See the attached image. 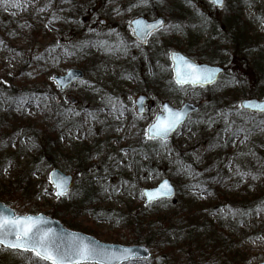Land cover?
Instances as JSON below:
<instances>
[{"label": "trees", "instance_id": "16d2710c", "mask_svg": "<svg viewBox=\"0 0 264 264\" xmlns=\"http://www.w3.org/2000/svg\"><path fill=\"white\" fill-rule=\"evenodd\" d=\"M124 1L131 15L139 14L141 6L147 3L154 10L169 14L173 22L169 28L170 35L163 43L167 50L181 49L190 55L223 52L228 56L220 59L212 57L213 61H221L220 64L225 67L223 78L210 87H200L196 93L201 94L202 102L200 111L192 115V128L196 131L202 126L206 132L211 125H215L214 131L206 132L205 138L209 140V145L201 156L194 153V146L185 150L182 141L165 143L160 140H136L135 137L131 140L130 147L136 158L139 161L147 158L148 169L156 174L170 173L177 186V200L165 199L151 203L143 200L124 206H103L101 188L95 186L90 176L95 166L90 157L100 153V141H84L78 151L64 150L60 145L56 130L79 124L82 113L87 117L93 116L90 103H98L101 99L112 103L110 99L118 97L115 93L118 78L107 76L103 82L98 77L94 87H87L80 92L76 105L66 101L59 89L56 93L60 95L61 104H57L53 91L47 92L43 87L31 84L33 78L54 72L52 64L60 62L58 59L62 58L57 55V50L65 53L69 60L85 62L91 56L101 59L97 48L100 49L104 40L101 35L104 34L90 26L92 17L87 20L86 16L96 10L86 0L39 2L41 13L38 24L34 29H29L32 35L29 43L31 57L20 76L25 81L16 83V77L6 73L5 80L18 88L13 87L8 94L0 92V122L11 123L8 127L13 128L9 129V133L0 128V172L27 156L31 157L34 164L45 162L48 167H57L62 161H68L78 169L76 173L73 172L76 176L72 188L74 194L70 199L62 197L52 203L46 214L62 219L70 229L104 237L106 241L119 242L120 238L104 232L101 224L116 220L118 224L121 223L120 229L130 232L125 239L131 244H146L160 264H250L255 255L249 243L264 232V114L242 110L239 100L242 96L264 97V36L255 33L257 24L264 20L263 9L249 19L245 16V9L253 3L252 0H229L226 15L221 18L208 14L198 0ZM203 1H207L211 9L219 10L209 0ZM55 6L64 8L61 10L64 19L58 17L61 13L56 11ZM50 7L52 10L47 11ZM56 21L61 22V25L58 32L53 33L49 25ZM183 21H188L187 28L181 27ZM24 24L23 18L13 20L8 5L0 3V48L8 46V39L4 38L3 33L13 27L15 36L21 38L27 32ZM70 24L73 25L72 29L69 28ZM218 30L230 34L231 46L211 39L200 45L206 32L213 36ZM168 52L164 54L168 55ZM233 56H242L239 64L251 69L255 76L254 80L244 76L249 88L242 95L232 88L231 78L234 76L228 77L231 69L228 61ZM137 73V67H129L124 77L129 78ZM86 78H89L88 74ZM149 80V86L165 93V89L175 91L184 88L174 83L171 70L168 86L163 85L159 77ZM26 97L33 104L36 101L33 99L39 97L44 108L46 105L45 111L48 113L45 115L52 119L49 126L13 111V106L18 101L23 104ZM129 118L134 126L139 125V117L133 112ZM21 129L30 136L25 143L20 141L18 149L13 151L16 131ZM37 129L45 130L46 134L40 138ZM245 137V141L235 147V140ZM186 163L191 168H186ZM24 173H21L23 177L19 178L21 174L18 176L14 189L6 186L7 193H0L7 204H13V200L18 204H26L28 200L30 204L33 185L30 174ZM115 180H118L112 186L115 191L124 188L141 195L142 185L126 184L123 178ZM3 184L0 183L1 186ZM193 189L195 191L192 193ZM78 219L87 220L91 225H83ZM0 264L18 263L7 255H0Z\"/></svg>", "mask_w": 264, "mask_h": 264}, {"label": "rangeland", "instance_id": "374dc122", "mask_svg": "<svg viewBox=\"0 0 264 264\" xmlns=\"http://www.w3.org/2000/svg\"><path fill=\"white\" fill-rule=\"evenodd\" d=\"M92 5L96 11L93 15L92 13L87 15L86 18L89 20L90 17V26L96 27L95 29L99 32H103L104 40L101 42L100 49L97 50L102 55L101 59H95L92 56L89 60H84L85 62L69 60L65 53L56 51L57 55H61L60 62H54L52 68H54L53 73H46L45 75H40L33 78L31 84H36L37 86L43 87L47 92H54V98L57 100V104H61L60 95L56 93L58 89L57 81L54 79V76L57 74L64 73L68 68L78 67L84 69L88 74V79L81 82H77L70 86L69 88L62 90L61 96L64 98H79L80 92L87 87H94L98 77L103 79L105 82V77H114L118 78V88L115 89V93L118 94L116 99H110L112 103H106V100L101 99L98 103H90L89 107L93 113V116H84V113L81 114L79 119L80 123L72 126L71 128L57 129V135L59 138L60 145L62 149L69 150L73 149L78 151L80 144L84 141L92 143L94 140H99L101 143L100 153H94L91 155V162H95V166L91 170V179L95 183L96 187H100L102 194L101 199L103 200V206H124L126 203H139L145 200L144 195L137 194L134 190L126 191L124 188L114 190V185H116L115 179L123 178L124 183L134 185H142V187L155 186L157 185L162 178L168 176L171 178L170 173H154L152 170L146 167L147 158L138 160L134 154V150L130 147L132 143L131 140L135 137L136 140L140 139L146 141L147 137L145 136V131L149 123L155 118V114L161 111V106L165 101L170 102L175 107H180L184 102H202L201 94H196L198 92L197 88L194 87H184L177 90L171 91V89H165L166 93L161 90H155V88L149 86L147 81L149 79L160 78L163 85H170L169 80V70L172 67V63L169 59V55H165L164 52H168L169 49H166V46L163 45L164 41L170 35L169 28L173 20L169 14L165 13L162 10H154L150 4L141 6L139 14H130L128 10L127 3L123 0H86ZM142 1V0H141ZM39 2H44V0H19L20 7H12L8 5V11L14 18H23L25 24L24 28L27 30L24 33V36L17 38L15 36L13 27L9 29L6 33L4 32V38L8 40V46L6 48H0V92L8 94L13 87L18 88L9 84L5 79L6 73L14 75L17 82H24L23 78H20L21 73L25 71V64L30 59V30L34 29L38 24V19L40 17V7ZM199 3H202V8L207 11L208 14L223 17L226 15L225 11L227 10V4L220 10L216 11L211 9L210 4L207 1L198 0ZM229 0H227V3ZM252 4L246 7L245 16L247 18H252L255 14L262 10L264 12V0H252ZM150 6V7H149ZM144 7V8H143ZM56 11L61 13L59 18L64 19V12H61L63 7L55 6ZM66 9V8H65ZM50 7L47 11H51ZM143 15L149 19L155 18L157 15H164L168 18L169 22L167 26L162 29L160 32L152 36L148 44L140 47L135 43V38L130 29V20L135 16ZM30 18V19H28ZM15 22V21H14ZM61 22H54L52 25H49L52 32H58ZM65 25V24H64ZM182 28L188 27V21H183L181 24ZM70 29L73 28V25L70 24ZM30 29V30H29ZM255 33L262 34L264 36V20L259 22L256 26ZM108 36L110 39H108ZM10 37V39H9ZM209 39L213 41H218L222 45L231 46L230 34H226L223 30H218L216 35L211 36L210 32H206L202 36V41L200 45ZM222 41H219V40ZM125 44L127 52L121 50L122 45ZM132 45V47H129ZM115 47V48H114ZM21 48L20 50H16ZM164 51V52H163ZM226 54L222 53H196L190 55L193 59L199 62H211L212 57L215 59L223 58ZM227 56V55H226ZM228 57V56H227ZM243 59L242 56H233L230 61H228L229 69L228 74L234 76L231 78L232 88L236 89L239 94L242 95L249 88L246 79L254 80L253 72L251 69H246L242 63L239 64V61ZM211 60V61H210ZM223 61V60H222ZM214 64H220L221 61H213ZM212 62V63H213ZM227 62V61H226ZM100 63V64H99ZM246 64V62H245ZM129 67H137L138 73L135 76L129 78L124 77V73L128 72ZM170 68V69H169ZM96 72L92 74V72ZM92 75V81L90 76ZM246 79H244L245 77ZM227 77V78H228ZM113 82H117L113 80ZM21 86V85H18ZM154 89V90H151ZM148 94L150 101L153 102V107L147 109L143 115H139L137 123L139 125H133L130 120L131 112H136V98L139 94ZM3 94V95H4ZM53 95V94H52ZM2 96V95H1ZM248 97V96H246ZM244 97L239 100V102ZM26 99V100H25ZM24 99V103L21 104L20 101L13 106V111L17 114H23L29 119L39 120L42 125L49 126V123L52 119L47 117L44 104H41L39 97H37L35 104L29 102L28 98ZM261 99V97L259 98ZM97 104H99L97 106ZM224 113V111H223ZM46 114V115H45ZM1 116V115H0ZM12 124H4L0 122V128L9 133L12 130ZM144 126V127H143ZM207 129L206 132L210 133L211 130H215L214 126ZM10 129V130H9ZM204 127H198V130L192 128L191 123H187L185 127L179 129L176 133L172 135L170 140L165 141L170 143H184L185 150H188V147L194 146V153L201 156L204 150L208 147L209 140H206ZM38 135L40 138L45 135V130L37 129ZM17 135L15 137V145L13 146V151L17 150L20 146V141L24 143L28 140L30 135L25 134L24 130L16 131ZM19 132V133H18ZM245 138H238L235 140V147L244 142ZM135 141V140H134ZM19 144V146H18ZM198 145V146H197ZM198 148V149H197ZM59 160V159H58ZM62 161V160H61ZM57 167L72 173L78 171L76 166L69 163L68 161H62ZM172 167H177L173 165ZM186 168H191L189 163H186ZM53 167H48L45 162H41L39 165L33 163L31 157L27 156L21 159V161L15 162L12 165L7 166L0 172V193H7L6 186L11 188L16 187L18 181V176L25 171L27 174H30V179L32 181L33 190L32 198L30 204L28 200L26 204H18L17 201L13 200V204L8 203L13 209H15L17 214H29V213H38L43 212L46 214V210L50 205L60 198L55 194V189L49 179L50 171ZM74 172V173H73ZM21 174L20 177H23ZM76 178V176H75ZM172 179V178H171ZM20 181V179H19ZM76 182V181H75ZM13 183V184H12ZM261 184V183H260ZM259 184V185H260ZM47 189V192L45 191ZM187 190V189H186ZM195 189L192 190V193ZM143 192V191H142ZM74 194V189H72L66 197L70 199ZM1 195V194H0ZM192 195V194H191ZM19 196V195H17ZM4 196L0 197V201L5 202L3 199ZM8 197V196H7ZM7 203V202H5ZM57 218V217H56ZM64 226H69L60 218H58ZM83 225L91 223L84 219H78ZM108 222V221H107ZM101 222L104 226V232L113 234L115 237H119V242L124 245H131L127 241V236L130 232L125 229H120V224L113 220L111 222ZM78 230V229H74ZM82 231V230H81ZM85 232V231H84ZM102 241H106L104 237H98ZM125 237H127L125 239ZM112 242V241H107ZM252 247L253 254L255 255L252 258L250 264H255L258 261L264 259V232L261 233L258 239L253 240L249 243ZM151 250V249H150ZM0 255H7L8 258L15 260L18 264H35L36 261L30 254L14 252L11 249H5L3 246H0ZM153 255V253H152ZM125 264H160L155 256L153 255L150 259H136L129 261Z\"/></svg>", "mask_w": 264, "mask_h": 264}, {"label": "snow or ice", "instance_id": "6c2138e0", "mask_svg": "<svg viewBox=\"0 0 264 264\" xmlns=\"http://www.w3.org/2000/svg\"><path fill=\"white\" fill-rule=\"evenodd\" d=\"M146 2V0H145ZM0 3L19 8V0H0ZM214 4H221L223 0H213ZM163 21L156 24H145L135 21L134 34H138L146 43L151 30L163 26ZM175 69V83L184 85H199L215 81L216 73L220 70L197 64L195 61L177 54L172 55ZM248 106H255L264 110V103L247 102ZM186 113L177 111L168 104L161 106V111L155 114V119L145 131L149 140L165 141L170 133L175 131L184 121ZM54 186L57 197L67 196L69 192L68 178L52 173L49 177ZM47 192V189H45ZM172 186L164 180L158 188L145 190L141 195H147L148 202L161 197L170 196ZM0 246L14 252L30 254L36 264H121L122 261L146 259L132 248H122L119 251L109 250L96 242H89L87 238L72 234L65 239L53 229L44 226V217L35 215H20L6 206L0 210ZM31 264V262H30Z\"/></svg>", "mask_w": 264, "mask_h": 264}, {"label": "water", "instance_id": "95a60500", "mask_svg": "<svg viewBox=\"0 0 264 264\" xmlns=\"http://www.w3.org/2000/svg\"><path fill=\"white\" fill-rule=\"evenodd\" d=\"M211 1L213 2V0H211ZM224 3H225V0H223L222 5L221 4H215V5L218 6V7H222L224 5ZM137 20L143 21V22H145V24H156L157 21H163L164 22L163 23V26H164V24L166 22V19L163 16H159V17H157L156 19H153V20H148V19H146L144 17H137V18H134L131 21L132 30H134L136 28L135 21H137ZM160 28H161V26H159L157 24V27L155 29H152L151 30V33L154 32V31H156V30H158V29H160ZM134 35L142 43H145L138 34H134ZM149 36L150 35L147 36V40H148V37ZM174 53L177 54V55H179V56H183V57H186V58H188L190 60L195 61L194 59L190 58L189 56H187L182 51L172 50L170 52V56H171V60H172L173 64H174V61L172 59V55ZM196 63L199 64V65H202V66H207L209 68H217V69L220 70L219 72L216 73L215 81L212 82V83L206 84L204 86H208V85H211V84L215 83L219 79L220 75L224 72V68L221 67V66H219V65L208 64V63H198V62H196ZM172 73H173L174 80H175V69H174V67H172ZM84 77H85V72H84L83 69L77 68V67H72V68L68 69L66 71V73H64V74L55 75L54 76V79L58 82L59 86L62 89H65L69 85L73 84L75 81L84 79ZM147 98L148 97L146 95H140L137 98L136 104H137V107H138V112L140 114L143 113L144 110H145V102H146ZM69 100L71 102H73V103L76 101V99H74L72 97L69 98ZM249 101L255 102L256 104H260V103H264V99H259V98H256V97H251V98H245V99H243L241 101V106H242L243 109L249 110V111H252V112H257V113H264V110H261L258 107L248 106V103L247 102H249ZM164 104H168L169 107H172L173 109H175L177 111H182V112L186 113L185 118H184V121H183L182 124H184L187 121V119L189 118V116L191 114H193V113H195V112H197L199 110V106L197 104H195L193 102H189V101L188 102H185L179 108L172 106L169 102H165ZM151 106H152V104H150V107ZM178 128L176 130H178ZM175 131H173L172 133H170V135H169V137L167 139H169ZM54 172L57 173L60 176H65V177L68 178V185H69V191H70L71 185H72V182H73V176L71 174L65 172L61 168H54V169H52L51 172H50V176ZM164 180H167L169 182V184L172 186V194L170 196L157 198V199H155L153 201H157V200H160V199H163V198H172L176 194V187H175V185L172 183V181L169 178H164L162 181H160V183L157 186H154V187H151V188H145L144 191L145 190H153L155 188H158L160 186V184L163 183ZM145 196H146V201L148 202V197H147V195H145ZM5 206L8 209L14 210L11 206H9L8 204H6L5 202H1L0 201V210H2ZM20 215H25V214H20ZM27 215L43 216L44 217V226L47 227V228L53 229L57 233L61 234L66 240L67 239H70L72 234H76V235H78L80 237L87 238V241H89V242H93L94 241V242L98 243L101 246L107 247L109 250H117V251H119L122 248L130 247V248L133 249L134 252H138L141 257L148 258L151 255L149 248L146 245H143V244H139V245H123V244H117V243L103 242V241L95 238L92 235L86 234V233L81 232V231L71 230V229L65 227L60 220H58L56 218H53L51 216H48L45 213L27 214ZM125 262H128V261H122L121 264H123ZM257 264H264V260L261 261V262H259V263H257Z\"/></svg>", "mask_w": 264, "mask_h": 264}]
</instances>
